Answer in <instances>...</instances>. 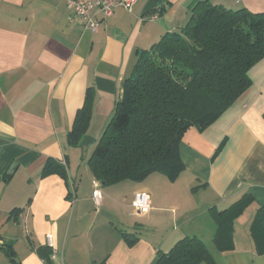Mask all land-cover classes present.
I'll list each match as a JSON object with an SVG mask.
<instances>
[{
  "label": "crops",
  "instance_id": "1",
  "mask_svg": "<svg viewBox=\"0 0 264 264\" xmlns=\"http://www.w3.org/2000/svg\"><path fill=\"white\" fill-rule=\"evenodd\" d=\"M196 1L137 0L92 32L67 0H0V246L12 244L21 264H54L48 234L66 264H156L159 252L186 236L201 238L215 258L216 212L246 197L252 201L234 220V247L245 240L254 263L264 264L252 236L264 206V58L250 69L249 88L212 125L184 134L185 168L176 179L158 171L102 184L99 208L92 199L89 158L139 54L183 27ZM213 2L264 11V0ZM88 88L90 124L73 146L69 134ZM50 161L63 164L66 176H44ZM139 190L151 197L146 213L132 206ZM0 264H11L2 249Z\"/></svg>",
  "mask_w": 264,
  "mask_h": 264
},
{
  "label": "trees",
  "instance_id": "2",
  "mask_svg": "<svg viewBox=\"0 0 264 264\" xmlns=\"http://www.w3.org/2000/svg\"><path fill=\"white\" fill-rule=\"evenodd\" d=\"M263 58L264 11L232 10L213 0H197L183 27L165 33L139 54L122 98L89 158L95 178L109 185L142 181L162 171L176 179L185 168L179 154L184 134L193 127L203 131L212 125L249 88L248 73ZM93 105L94 92L88 88L69 134L70 145L81 143ZM53 173L66 176L65 166L48 162L43 175ZM251 201L252 197L242 198L216 212L215 240L221 251L234 248V220ZM252 236L258 253L264 254V206L257 210ZM0 249L11 264H21L12 244ZM204 263L217 264L197 236L179 239L169 251L159 252L156 262Z\"/></svg>",
  "mask_w": 264,
  "mask_h": 264
},
{
  "label": "built area",
  "instance_id": "3",
  "mask_svg": "<svg viewBox=\"0 0 264 264\" xmlns=\"http://www.w3.org/2000/svg\"><path fill=\"white\" fill-rule=\"evenodd\" d=\"M137 0H67V6L73 14L79 16L83 21L85 30L97 32L101 29V25L106 23L107 18L113 15L117 7H123L129 12ZM92 199L99 208L103 200L102 183L100 180H94V190ZM134 209L141 213L150 210L151 197L146 191L139 190L135 192L132 201ZM48 248H50V259L54 264H66L64 257V249L55 246L53 236L47 235Z\"/></svg>",
  "mask_w": 264,
  "mask_h": 264
},
{
  "label": "rangeland",
  "instance_id": "4",
  "mask_svg": "<svg viewBox=\"0 0 264 264\" xmlns=\"http://www.w3.org/2000/svg\"><path fill=\"white\" fill-rule=\"evenodd\" d=\"M195 199L199 200V195L196 196ZM251 212H252V209L249 208L246 211L245 216H250V218L253 217L254 215H252ZM245 218H248V217H245ZM250 221H252V219H250ZM245 243H246L245 240L238 242L237 248L235 249L234 247L230 249L229 250L230 253L227 251H221V250L220 252L215 251L214 253H215L217 264H255L254 263L255 255H252L251 252L248 251V248H246L247 246L245 245Z\"/></svg>",
  "mask_w": 264,
  "mask_h": 264
},
{
  "label": "water",
  "instance_id": "5",
  "mask_svg": "<svg viewBox=\"0 0 264 264\" xmlns=\"http://www.w3.org/2000/svg\"><path fill=\"white\" fill-rule=\"evenodd\" d=\"M15 166H11L9 172H12L14 170ZM103 185H106V183H103Z\"/></svg>",
  "mask_w": 264,
  "mask_h": 264
}]
</instances>
